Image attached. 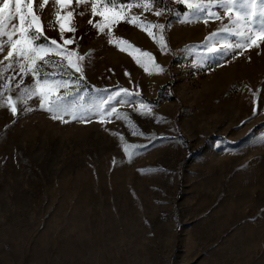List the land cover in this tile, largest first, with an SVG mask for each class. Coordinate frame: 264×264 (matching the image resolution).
Instances as JSON below:
<instances>
[{
	"label": "rangeland",
	"instance_id": "obj_1",
	"mask_svg": "<svg viewBox=\"0 0 264 264\" xmlns=\"http://www.w3.org/2000/svg\"><path fill=\"white\" fill-rule=\"evenodd\" d=\"M41 3L33 0L43 36L85 57L83 79L74 70L44 71L71 81L67 102L90 119H52L39 97L17 100L13 115L7 97L15 100L33 79L18 88V71L0 76V264H264V43L209 55L211 34L237 39L221 32L228 14L189 22L177 0L127 12L167 26L164 51L127 19L111 36L100 32L90 3ZM165 5L171 11L155 15ZM260 8L256 0L257 26ZM57 12L72 13L76 30L63 33L72 44L63 45ZM116 92L105 107L128 119L101 123L96 105Z\"/></svg>",
	"mask_w": 264,
	"mask_h": 264
},
{
	"label": "snow or ice",
	"instance_id": "obj_2",
	"mask_svg": "<svg viewBox=\"0 0 264 264\" xmlns=\"http://www.w3.org/2000/svg\"><path fill=\"white\" fill-rule=\"evenodd\" d=\"M72 0H66L67 4H70ZM162 2V0H129L125 3L124 0H76L77 5L84 3L91 5V12L93 16L102 17V22L94 24V27L98 28L100 32H105L108 29L107 35L111 36V28L119 22L120 19H127L129 23L136 24L142 30L147 31L148 35L152 37L160 46L161 51L167 48L166 38L164 32L166 31V25L164 24H151L148 22H142L138 17L127 16L128 10L132 7H140L144 11H150L155 4ZM15 4L14 13L10 5ZM47 3V0H43L40 7L43 8ZM65 0H56V4L61 8L66 7ZM177 3L184 6L186 11H183V15L187 21H191L195 18L197 21L203 19L205 23L209 19L220 20L222 19L219 14V10L222 9L229 16V24L221 29V32L235 36L237 39L232 41H216L215 36L220 33H213L207 39L210 43L207 45V52L209 55L224 54L229 50L239 49L241 52L249 50L252 47L259 48L264 43V0H260L261 8L259 12L260 23L255 25L251 20V17L256 13L254 11L256 6V0H177ZM98 5H100L98 7ZM253 11H249V9ZM235 10V19H233V11ZM162 11H171L165 5L163 10H157L155 15L160 16ZM83 15V13H81ZM18 17V26L12 21ZM57 24L61 31V39L63 45H69L73 43V39H64L63 33L65 31L75 32V26L72 22V13L68 12L66 15H62L59 12L56 14ZM91 24L92 21L89 20ZM153 29H159L160 36L157 39ZM7 38L8 45L7 54L0 60V76L9 70L14 72L18 71L21 74V80L17 84L24 83V77L31 75L33 82L30 85H25L20 89L19 96L14 100L12 96H8L6 103L13 115L17 113V100L27 101L33 97H39V106L41 109L48 111L51 114L52 119L64 120L66 115H70L73 120L77 119H90L83 116V113L78 115V109L82 108V105L72 104L69 105L67 97L72 96L73 93L70 90L71 81L68 79H54L52 76L44 71L45 66L61 68L64 71L74 70L80 73L79 79H83V66L80 63L85 59L84 56L77 55L76 52L70 51L66 47H62L55 39H49L43 36L42 22L40 17L35 14L33 10V0H3L0 4V53L4 52L5 41L3 37ZM39 41V42H38ZM112 40H109L111 43ZM126 43V42H121ZM219 48V52L217 49ZM123 50V49H122ZM50 56H59L61 61L53 63L48 59ZM143 56L147 57L150 61H154V57L150 53H143ZM76 57V59H73ZM67 61L65 66L63 61ZM4 61L8 63L5 65ZM137 63H141L137 59ZM143 66V65H142ZM157 73L163 72V68L156 65ZM148 71L147 68H145ZM71 74V73H69ZM12 77L7 78V84L4 85L5 91H11L8 84L11 83ZM79 83L77 81V88ZM63 88L64 94L57 95L59 90ZM125 96L130 95L127 89H121ZM120 92L112 93L106 99L101 100L95 108V115L100 118V122L104 123L108 117L115 115L117 119L127 120V114H121L117 112L114 106L105 107L110 101L120 96ZM77 97L82 100L83 97ZM3 99L2 93H0V100ZM3 106V104H0ZM148 108L147 112H142V115H150V106L141 104V108ZM26 111H32L31 107H27ZM107 114V116L105 115ZM127 152V148H125Z\"/></svg>",
	"mask_w": 264,
	"mask_h": 264
},
{
	"label": "trees",
	"instance_id": "obj_3",
	"mask_svg": "<svg viewBox=\"0 0 264 264\" xmlns=\"http://www.w3.org/2000/svg\"><path fill=\"white\" fill-rule=\"evenodd\" d=\"M125 1H128V0H125Z\"/></svg>",
	"mask_w": 264,
	"mask_h": 264
}]
</instances>
